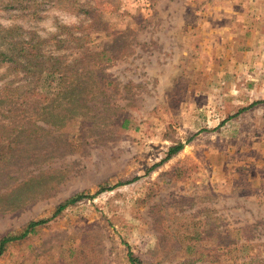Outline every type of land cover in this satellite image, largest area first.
<instances>
[{
    "label": "rangeland",
    "instance_id": "obj_1",
    "mask_svg": "<svg viewBox=\"0 0 264 264\" xmlns=\"http://www.w3.org/2000/svg\"><path fill=\"white\" fill-rule=\"evenodd\" d=\"M17 41L0 240L52 220L0 264H264V0H0V60Z\"/></svg>",
    "mask_w": 264,
    "mask_h": 264
},
{
    "label": "trees",
    "instance_id": "obj_2",
    "mask_svg": "<svg viewBox=\"0 0 264 264\" xmlns=\"http://www.w3.org/2000/svg\"><path fill=\"white\" fill-rule=\"evenodd\" d=\"M77 10L79 12L78 15L82 14L84 18H86L87 20H89L91 22V24L94 23V14H92L91 11L81 9V7H78ZM64 29H65V27H63V28L61 27L59 29V31H60L59 34L53 37V40H56L57 43H61L64 41V39H61V37L63 36V33L65 32ZM67 30L68 29L66 27V31ZM67 39H69V38H67ZM33 45L34 44L32 42H29V41L14 42L13 47L11 49L12 54L1 55L0 62L2 64H6V65H9L11 67H14L18 71L25 74L26 76H28V75L32 76V75L36 74V73H33L32 69H31L33 62L31 61L32 60L31 50H29L30 47L31 48L34 47ZM42 64H43V61L38 62V70L40 71V73L42 72L41 71V65ZM75 76H77V77H74V75L69 77L68 72L64 71V73L60 77V80H61L60 84L63 83L64 88H67L66 91L71 90V91H69L71 94L76 93L77 90L72 89V88H73L74 84H78V81L80 79V77H78L77 74ZM70 78H71V80H70ZM67 95H65V96L67 97ZM262 104H264V101H258V102L253 103L248 108H251L254 106H259ZM184 147H185L184 144H178V145L171 147L169 154H168L167 158L164 160V162L170 160L173 156L178 155L184 149ZM106 190H109V189L108 188H102L101 191H99V192H103ZM88 197L89 196L86 194H78V195H75L74 197L69 198L68 200H66L64 203L60 204L56 208L55 213H54L52 218H56V217L60 216L69 207L75 206L80 201H82L83 199H86ZM50 220H52V219H43V220H39V221H32L23 230H21L19 232H12V233H9L6 236H4L0 240V258L5 254L8 247L12 243L27 239L31 234L35 233L38 228L49 223ZM131 260L134 261L132 255H131Z\"/></svg>",
    "mask_w": 264,
    "mask_h": 264
}]
</instances>
